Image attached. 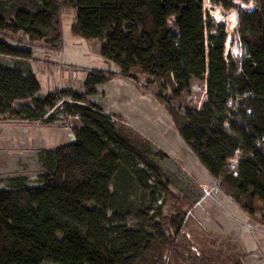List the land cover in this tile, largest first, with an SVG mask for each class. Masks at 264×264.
<instances>
[{
	"label": "trees",
	"instance_id": "1",
	"mask_svg": "<svg viewBox=\"0 0 264 264\" xmlns=\"http://www.w3.org/2000/svg\"><path fill=\"white\" fill-rule=\"evenodd\" d=\"M255 1L241 9L233 0H0V116L50 123L49 109L70 96L61 107L80 120L74 140L39 149L34 184L10 177L0 189V264L169 263L182 204L174 213L164 203L157 213L137 208V223L124 218L134 211L133 184L151 192L159 183L174 193L158 162L167 153L89 97L112 75L133 76L131 70L167 89L162 98L179 135L240 207L250 214L261 208L264 221V0ZM61 7L75 8L73 33L97 39L99 54L119 71L91 68L80 90L38 94L32 50L7 39L26 36L59 48ZM218 7L237 9L235 57L224 49L226 23L212 14ZM4 56L15 58L13 65ZM193 78L203 79L206 99L180 114L171 103Z\"/></svg>",
	"mask_w": 264,
	"mask_h": 264
},
{
	"label": "rangeland",
	"instance_id": "2",
	"mask_svg": "<svg viewBox=\"0 0 264 264\" xmlns=\"http://www.w3.org/2000/svg\"><path fill=\"white\" fill-rule=\"evenodd\" d=\"M233 2L241 9H250L256 4L255 0L245 4L240 0ZM212 12L216 19L226 23L224 49L235 57L237 50L231 39L235 38L237 9L218 7ZM56 17L62 36L59 48L50 47L45 42L29 43L26 36L15 35L7 39L11 45L32 50L28 63L39 81L38 94L52 88L80 90L82 79L91 68L119 71L116 64L107 62L99 54L97 39L73 33L74 7H61ZM2 59L8 65H13L15 60L8 56ZM132 72L131 77L112 75L108 81L98 84L95 93L89 97L116 122L119 118L115 113L121 114V120L129 128L167 153L158 162L163 173L173 181L174 193L167 192L159 183L151 192L133 184L128 197L134 211L124 215L126 221L140 222L137 208L140 211L145 207L149 208L148 213L153 210L157 213L164 203L167 210L174 213V206L182 204L185 214L168 264H261L264 252V221L259 219L263 213L261 208L250 214L240 207L179 135L162 98L167 89H163L158 80H148L146 76ZM205 99L203 79L193 78L190 89L175 98L171 106L182 114L186 110L198 109ZM64 100L73 102L70 96L61 97L48 111L54 116L50 123L24 125L20 119L0 116V189L7 188L6 179L10 177L24 176L31 185L42 170L38 159L42 146L29 139L30 133L45 137L44 146H56L71 140L65 124L70 119L73 128L79 127L80 120L77 115H66V110L61 107ZM236 162L237 156L234 155L228 159L229 167ZM153 178V181L157 180Z\"/></svg>",
	"mask_w": 264,
	"mask_h": 264
},
{
	"label": "crops",
	"instance_id": "3",
	"mask_svg": "<svg viewBox=\"0 0 264 264\" xmlns=\"http://www.w3.org/2000/svg\"><path fill=\"white\" fill-rule=\"evenodd\" d=\"M105 60V59H104ZM107 61V60H106ZM107 62H109V63H112L111 61H107ZM109 66V65H108ZM107 66V67H108ZM22 124H27V122H23ZM24 128H26V127H24ZM31 132V131H30ZM26 136H27V134H26ZM40 138V140H37V139H39ZM29 139L32 141H34L36 144H41V146L42 147H50V146H44V144H45V137H43V136H40V137H36L34 134H32V133H30V137H29ZM63 143H65V142H63ZM59 145V144H58ZM261 264H264V252H263V255L261 256Z\"/></svg>",
	"mask_w": 264,
	"mask_h": 264
},
{
	"label": "built area",
	"instance_id": "4",
	"mask_svg": "<svg viewBox=\"0 0 264 264\" xmlns=\"http://www.w3.org/2000/svg\"><path fill=\"white\" fill-rule=\"evenodd\" d=\"M67 116H70L71 114L66 113ZM75 116V115H73ZM65 128L68 130V135L70 136L71 140H74V132H73V126H72V122L70 121V119H68V122L65 124Z\"/></svg>",
	"mask_w": 264,
	"mask_h": 264
},
{
	"label": "bare ground",
	"instance_id": "5",
	"mask_svg": "<svg viewBox=\"0 0 264 264\" xmlns=\"http://www.w3.org/2000/svg\"><path fill=\"white\" fill-rule=\"evenodd\" d=\"M230 28H232V26H230Z\"/></svg>",
	"mask_w": 264,
	"mask_h": 264
}]
</instances>
